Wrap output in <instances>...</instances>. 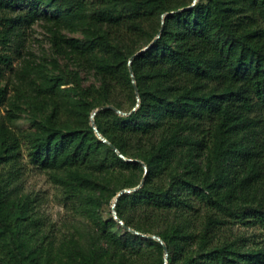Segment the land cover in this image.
Wrapping results in <instances>:
<instances>
[{
    "label": "trees",
    "instance_id": "16d2710c",
    "mask_svg": "<svg viewBox=\"0 0 264 264\" xmlns=\"http://www.w3.org/2000/svg\"><path fill=\"white\" fill-rule=\"evenodd\" d=\"M192 1L0 0V264H164L158 240L100 214L140 183L115 209L126 226L161 237L167 264H264V244L223 231L235 221L264 228V0ZM37 19L98 83L40 74L33 93L17 87L8 98L3 50ZM161 26L131 59L132 110L129 58ZM101 105L125 112L102 108L94 120L131 160L91 126ZM25 107L33 121L16 131L10 122ZM23 148L80 208L88 245L77 228L43 226L37 195L20 185Z\"/></svg>",
    "mask_w": 264,
    "mask_h": 264
},
{
    "label": "rangeland",
    "instance_id": "374dc122",
    "mask_svg": "<svg viewBox=\"0 0 264 264\" xmlns=\"http://www.w3.org/2000/svg\"><path fill=\"white\" fill-rule=\"evenodd\" d=\"M63 32L69 36H81L80 32L71 33L66 30ZM3 51L11 56V64L2 69L4 74L2 84L7 83V96L10 99L15 98L17 87L23 90L30 88V93H33L32 86H35L40 80V74L71 73L77 77L82 85L98 83L92 71L83 66L74 65L65 56L57 52L43 19H37L31 25L23 24L22 33L16 36ZM70 85L65 84L63 87ZM7 107L9 105L2 107L1 113H5ZM32 121L33 117L29 114L28 108L25 107V110L10 122V126L16 131L27 129ZM22 163L24 173L20 185L25 191H31L37 195L38 207L45 223L43 226L47 230L51 229L54 234H60L73 228L84 233L87 219L81 214L80 208L61 196L57 184L47 172L29 163L24 148ZM113 201L114 198L109 203H103L100 206V214L103 217L113 216ZM117 230L122 231L120 228ZM223 231L225 235L231 238L244 237L247 245L264 244V228L258 224L250 225L235 221L226 224ZM84 234L86 237L87 233ZM86 241V245H88L87 237Z\"/></svg>",
    "mask_w": 264,
    "mask_h": 264
},
{
    "label": "water",
    "instance_id": "95a60500",
    "mask_svg": "<svg viewBox=\"0 0 264 264\" xmlns=\"http://www.w3.org/2000/svg\"><path fill=\"white\" fill-rule=\"evenodd\" d=\"M196 1H197V0H193L192 3H191L189 6H187V7H190V6L194 5V4L196 3ZM178 10H179V9H178ZM171 12H174V11H171ZM166 14H167V13H164V14L162 15V22H163V18H164V16H165ZM161 30H162V26H161L159 32L157 33V35L152 39V41H151L148 45H146L145 47H143V48H141L140 50H138L136 53H134V54L129 58V69H130L131 76H132V81H133V84H134V87H135V93H136V95H137V103H136V105L133 107L132 110H134L135 108H137V106H138V104H139V103H138V102H139V95H138V89H137V86H136V84H135L134 76H133V73H132V69H131V66H130L131 59L133 58V56H135V55L138 54L139 52H141V51H143L144 49L148 48V47H149V46H150V45L156 40V38L160 35ZM107 107L114 109L116 112H118V113H120V114H125V112L119 110L118 108L114 107L113 105H101V106H98V107H96L95 109H93V111L91 112V115H90V124H91V126L93 127V129H94L96 135H97L102 141L107 142L108 144H110V145L112 146V148L117 152V154L120 155L121 157H123L125 160H131L130 158L125 157V156H124V155H123V154H122V153H121V152H120V151H119V150H118V149H117V148H116L111 142H109V141L107 140V138H106L105 136H103V135L99 132V130H98L97 126H96V123H95V120H94V115H95V113H96L98 110H100V109H102V108H107ZM144 166H145V164H144ZM140 185H141V183H140L139 185H137L136 187H133V188H125V189H122V190H120V191L116 194V196L114 197L113 205H112V213H113V217H114V218H115L120 224H122L124 227H126L128 230L132 231L133 233H137V234H140V235H142V236H144V237L153 238V239L158 240V241L163 245V248H164V262H165L164 264H167V260H168L167 247H166V244L164 243V241L161 239V237H160L159 235H157V234H144V233H141V232H139V231H137V230H135V229H133V228H131V227H129V226H126V225L124 224V222H123V221L118 217V215H117V212H116V209H115V205H116V201H117L119 195H120L121 193H123V192H129V191L135 190V189H137Z\"/></svg>",
    "mask_w": 264,
    "mask_h": 264
}]
</instances>
